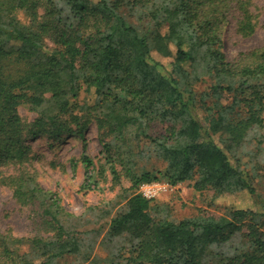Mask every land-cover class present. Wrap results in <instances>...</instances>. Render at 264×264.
I'll list each match as a JSON object with an SVG mask.
<instances>
[{"label": "trees", "instance_id": "1", "mask_svg": "<svg viewBox=\"0 0 264 264\" xmlns=\"http://www.w3.org/2000/svg\"><path fill=\"white\" fill-rule=\"evenodd\" d=\"M249 3L0 0V169L13 168L0 170V185L20 205L36 206L51 233L28 239L0 233V264H59L65 257L77 264H264V199L233 153L253 127H264V45L231 61L221 53L234 10L243 13L240 32L251 33ZM123 7L153 23L150 40L126 21ZM202 84L208 87L199 93ZM81 91L86 100L79 105ZM25 103L38 110L28 124L18 114ZM90 122L105 158L96 169L83 145L82 188L105 169L115 185L122 176L129 186L122 203L75 216L26 171L27 140L82 137ZM155 125L164 126L162 133H151ZM151 153L162 171L139 165ZM159 181L211 189L221 215L174 220L139 192Z\"/></svg>", "mask_w": 264, "mask_h": 264}, {"label": "rangeland", "instance_id": "2", "mask_svg": "<svg viewBox=\"0 0 264 264\" xmlns=\"http://www.w3.org/2000/svg\"><path fill=\"white\" fill-rule=\"evenodd\" d=\"M245 10L253 26L251 33L244 34L238 29L237 22L242 19L243 13L237 9L230 14L229 20L222 29L221 53L228 61L234 59L240 52L257 49L264 45V0H250ZM120 13L141 36L147 40L153 37L152 22L149 20L140 22L134 19L135 14H130L128 7H123ZM16 16L22 23H26L27 18L23 13L17 12ZM160 16L161 14H158L157 18ZM207 87V84L198 85L196 91L201 93L206 91ZM85 100L86 94L81 91L76 103L81 105ZM230 100L231 96L226 95L225 101L230 102ZM245 111V108L240 109V115H244ZM18 114L22 121L28 124L37 117L38 110L25 103L19 106ZM163 129V125H155L151 133L158 135ZM27 143L31 147V153L25 165L26 171L33 177L40 189L56 197L65 212L75 216L89 217L91 207L103 206L108 202L115 206L123 202L121 193L129 186L128 181L120 176V183L115 185L106 169L104 173L94 174L96 181L94 185L82 188L84 167L80 162V156L84 144L95 168L104 166L105 156L94 122L86 126L82 137L72 134L53 139L43 135L33 139L29 138ZM233 153L248 172L256 195L264 199V127H253L247 133L246 139L233 149ZM139 165H146L150 171H162L164 168V165L152 153ZM0 170L4 175L13 172V168H1ZM193 183V181H188L174 188H169L164 181L154 183L153 185H156L155 195L151 200L153 203L166 206L171 217L176 221L198 216H220L222 204L218 201L216 204L212 202L213 191L206 189L196 192L192 189ZM49 231L45 220L40 218L36 206L20 205L12 196L11 189L0 185V233H9L17 239H28L34 236H50ZM20 249L24 251L25 245L20 244ZM77 263L78 261L73 257H65L59 261V264Z\"/></svg>", "mask_w": 264, "mask_h": 264}, {"label": "built area", "instance_id": "3", "mask_svg": "<svg viewBox=\"0 0 264 264\" xmlns=\"http://www.w3.org/2000/svg\"><path fill=\"white\" fill-rule=\"evenodd\" d=\"M155 186L156 185H153V184L141 185L140 193L142 194L143 197L147 199H151L155 195V191H154Z\"/></svg>", "mask_w": 264, "mask_h": 264}]
</instances>
